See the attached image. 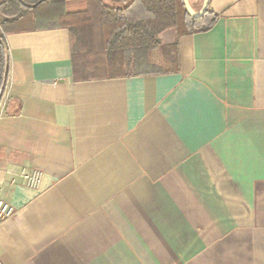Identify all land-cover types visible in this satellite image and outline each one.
<instances>
[{"label": "crops", "instance_id": "crops-1", "mask_svg": "<svg viewBox=\"0 0 264 264\" xmlns=\"http://www.w3.org/2000/svg\"><path fill=\"white\" fill-rule=\"evenodd\" d=\"M209 8L208 31L161 35L171 74L77 79L69 28L7 35L0 264H264V0Z\"/></svg>", "mask_w": 264, "mask_h": 264}, {"label": "trees", "instance_id": "trees-1", "mask_svg": "<svg viewBox=\"0 0 264 264\" xmlns=\"http://www.w3.org/2000/svg\"><path fill=\"white\" fill-rule=\"evenodd\" d=\"M67 1L0 0V107L11 80L9 34L69 28L77 79L108 71L152 76L179 70L178 45H164V32L173 29L182 37L208 31L217 17L210 8L200 18L191 17L184 0H88L86 11L73 13L67 12ZM90 58L96 69H80V59Z\"/></svg>", "mask_w": 264, "mask_h": 264}, {"label": "built area", "instance_id": "built-area-1", "mask_svg": "<svg viewBox=\"0 0 264 264\" xmlns=\"http://www.w3.org/2000/svg\"><path fill=\"white\" fill-rule=\"evenodd\" d=\"M4 104V101H3ZM2 104V105H3ZM22 177L24 184L31 189H38L42 181V172L39 170L23 171ZM16 214L15 207L0 197V224L12 219Z\"/></svg>", "mask_w": 264, "mask_h": 264}, {"label": "water", "instance_id": "water-1", "mask_svg": "<svg viewBox=\"0 0 264 264\" xmlns=\"http://www.w3.org/2000/svg\"><path fill=\"white\" fill-rule=\"evenodd\" d=\"M184 4H185V7H186V10H187L188 14L191 17H193V18H200L208 10L209 4H210V0H204L203 8H202V10L200 12L194 11V9L192 8V6L190 4V0H184Z\"/></svg>", "mask_w": 264, "mask_h": 264}]
</instances>
